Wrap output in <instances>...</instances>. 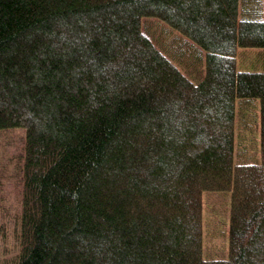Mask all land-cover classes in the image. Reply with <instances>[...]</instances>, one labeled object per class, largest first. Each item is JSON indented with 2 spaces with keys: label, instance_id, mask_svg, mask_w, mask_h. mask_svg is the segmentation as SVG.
I'll return each mask as SVG.
<instances>
[{
  "label": "trees",
  "instance_id": "1",
  "mask_svg": "<svg viewBox=\"0 0 264 264\" xmlns=\"http://www.w3.org/2000/svg\"><path fill=\"white\" fill-rule=\"evenodd\" d=\"M263 52L264 0H0V132L23 131L4 264H264Z\"/></svg>",
  "mask_w": 264,
  "mask_h": 264
},
{
  "label": "rangeland",
  "instance_id": "2",
  "mask_svg": "<svg viewBox=\"0 0 264 264\" xmlns=\"http://www.w3.org/2000/svg\"><path fill=\"white\" fill-rule=\"evenodd\" d=\"M173 37L172 34L167 38ZM179 45V43H178ZM175 46V45H173ZM259 51L252 49L246 55L239 52L236 57V62L239 67H243L242 63L248 64L254 59ZM264 53V52H263ZM248 66V67H249ZM23 131L19 129H11L0 132V264L9 261L17 252V231L19 210V189H18V168H19V152L21 151ZM253 136V134L251 135ZM243 141V139H240ZM239 140H235V148L238 147ZM241 144V143H240ZM204 220L218 223V231L205 234L204 247L205 251L215 250L219 255H225L227 251L226 230L228 228V219L226 217V205L219 193H208L204 195ZM211 209L212 211H207ZM208 224L205 222V231L208 232Z\"/></svg>",
  "mask_w": 264,
  "mask_h": 264
}]
</instances>
